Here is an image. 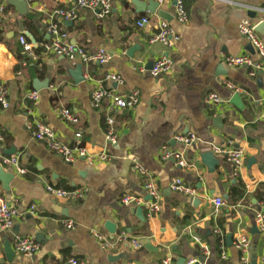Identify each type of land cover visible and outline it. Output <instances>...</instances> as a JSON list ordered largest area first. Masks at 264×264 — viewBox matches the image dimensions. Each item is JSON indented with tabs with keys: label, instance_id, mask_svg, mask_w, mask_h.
<instances>
[{
	"label": "crops",
	"instance_id": "0c3cea01",
	"mask_svg": "<svg viewBox=\"0 0 264 264\" xmlns=\"http://www.w3.org/2000/svg\"><path fill=\"white\" fill-rule=\"evenodd\" d=\"M75 1L23 0L14 5L0 0V89H6L9 98L8 108L0 106V155L17 156L28 170L20 175L0 159L3 172L13 175L9 190L0 180L2 193L9 202L18 200L13 228L0 225V264H66L72 258L85 264H163L169 255L173 264H187L191 258L198 264H241L234 245L240 234L251 240V258L257 245L258 261L264 260V233L253 232L264 204V69L252 75V67L229 68L224 62L227 56L245 54L255 63L261 61L239 25L263 21L264 0H182L188 6L186 22L177 18V0H155L159 3L155 13L138 11L134 0H112V11L103 18L89 9L80 10L76 20L52 16L55 9H70ZM142 17L149 22L138 27ZM163 20L180 36L172 48L150 42ZM53 22L67 34L65 42L90 54L102 50L109 62L85 64L80 58L45 54L43 44L53 39L49 31ZM258 34L264 41V32ZM21 37L33 45L38 60L24 50ZM136 45L139 49L128 55ZM161 57H169L172 68L153 76L151 65ZM80 64L85 79L78 82L71 71ZM107 72L123 76L124 84L105 81ZM35 80L47 81L48 86L36 90ZM225 80L242 88L238 94L243 108L231 103L236 92ZM100 85L117 94L138 90L141 100L131 109L116 108L108 100L94 107L92 93ZM32 91L39 92L37 101L28 98ZM210 93H217L221 103H207ZM62 108L71 109L79 123L64 121L59 114ZM110 117L115 121L114 140L108 138ZM36 120L50 125L64 142L85 148L89 156L106 151L110 159L65 162L46 142L34 138L28 125ZM191 133L198 140L188 147L176 140ZM230 143L245 152L239 174L231 162L215 154L219 163L211 171L202 154L214 145ZM164 146L183 151L190 166L181 167L175 158L162 159ZM12 148L16 153L6 154ZM129 159L132 163L125 171ZM177 178L197 190L198 205L172 188ZM149 180L161 195V210L152 216L144 207L122 203L125 194L147 200ZM47 185L84 189L85 195L78 200L57 198L47 192ZM216 197L225 200L219 210L213 201ZM134 208L143 209L145 222ZM63 220H72L75 227H65ZM108 221L116 225L114 234L106 228ZM93 230L103 234L109 245L98 240ZM122 232L129 240L140 239L144 247L117 242ZM15 234L35 239L38 252L32 256L16 252ZM194 236L209 247V253ZM6 242L15 251L12 261L5 253ZM148 242L151 249L146 248Z\"/></svg>",
	"mask_w": 264,
	"mask_h": 264
},
{
	"label": "built area",
	"instance_id": "2783aa9c",
	"mask_svg": "<svg viewBox=\"0 0 264 264\" xmlns=\"http://www.w3.org/2000/svg\"><path fill=\"white\" fill-rule=\"evenodd\" d=\"M112 8V0H76L72 8L55 9L52 12V16L63 20H76L79 17L80 10L89 9L95 12L98 11L97 16L103 18L111 13ZM176 10L177 18L181 22L188 21L189 15L182 0H177ZM148 22V17H142L137 21L136 24L138 27H144ZM262 22H264V20ZM259 23L261 22L255 24L248 20L243 21L239 25V30L241 34L248 40V42H250L257 49L261 57V61L255 63L253 58L248 54L238 56H227L224 58V62L229 68L252 67L255 69V71L251 72L252 75H255L256 71L264 69V41L260 38L258 32L256 31V27ZM49 31L53 35V39L50 42L43 44V51L45 54L63 56L70 60L80 58L85 64L98 62L102 65H105L110 60V57L102 50L95 54H90L83 47L65 42L67 34L61 31L58 23L56 22H53L50 25ZM179 40L180 36L171 27L170 23L163 20L160 22L158 32L154 36H152L150 42L161 43L168 48H172ZM21 43L26 52H28L35 60L39 59V56L34 52L33 45L29 43L25 37H21ZM172 65L173 62L169 57H161L154 62L150 73L153 76L165 74L171 70ZM105 81H111L120 85L124 84L125 82L123 76L114 72H107L105 76ZM225 84L233 92H243L242 88L236 86L230 81L225 80ZM39 97L40 95L38 91H32L28 94V98L33 101H37ZM105 100L110 101L111 105L116 108L131 109L139 104L141 96L138 90H134L131 93L127 94H117L113 90L108 89L103 85H100L92 93V105L94 107H100ZM261 101L264 102V98ZM206 102L209 104H218L221 103V98L217 93H210L206 97ZM0 106L2 108L9 107L8 92L4 88L0 89ZM59 114L64 121L70 124L79 123V118L69 108H62L59 111ZM107 122L109 126H111V131L109 132L108 138L114 140V131L112 130V127L114 126L115 121L113 118L110 117L107 119ZM28 128L29 130H31L36 140L46 142L48 148L51 151L59 154L67 163H74L81 158H88L91 161L97 159L103 162L108 161L110 159V156L106 151H103L97 154L96 156H89L86 152V149L82 146L70 145L64 142L57 136L56 132L50 125L44 123L41 120H36L33 123H30L28 125ZM1 139L2 138H0V140ZM176 140L181 143L184 147H188L195 143L198 140V137L195 134L191 133L177 136ZM212 152L215 155L222 156L226 158L229 162H231L235 168V173L237 175L239 174L244 164L245 157V152L242 148L235 147L232 145V143L228 145H214L212 147ZM161 158H175L178 160V164L181 167L190 166L189 162L184 156L183 151L175 150L169 146H164L161 149ZM0 159L4 165L12 167L20 175H25L28 172V170L20 164L19 158L17 156H7L2 154L0 155ZM134 161L136 168L139 169L141 174L146 175V171L140 166L138 160L134 159ZM145 188L151 199L146 200L144 197L132 194H125L122 197V203L127 206L144 207L147 210L148 215L152 216L161 210V195L158 190V187L156 186L153 180H149L146 183ZM172 188L175 191L182 192L190 196L191 198L197 196V190L185 184L180 178L174 180ZM46 189L49 194L57 198H72L78 200L83 198L85 195L84 189L64 190L61 188L54 187L52 185H47ZM213 201L217 210H219L225 205V200L222 197H216ZM17 206L18 200H13L12 202L7 201L0 187V225L3 229L11 230L13 228L15 218L18 216ZM30 209L33 212L36 209V206L33 205ZM62 224L69 229L75 227V223L72 220H63ZM256 224L259 231L261 233H264V204L262 205L261 210H259L256 214ZM92 232L98 240L103 242L105 246L109 245V240L103 234L94 230ZM128 237L129 236L127 235V233L122 232L118 236L117 242L130 241L133 247L136 249H141L144 247V242H142L140 239L132 238L129 240ZM194 239L198 244H200L204 252H210L209 247L205 243H203L199 237L194 236ZM234 245L241 254V264H252L251 240L246 235L240 234L234 242ZM13 248L16 252L20 254H23L25 256H32L38 252L40 245L35 241V239L29 236L15 234L13 240ZM223 257H227L225 252H223ZM66 264L85 263L83 261H79L75 258H72ZM163 264H173L172 256H167L163 260ZM187 264H198V261L195 258H191L187 261ZM257 264H264V260L257 261Z\"/></svg>",
	"mask_w": 264,
	"mask_h": 264
},
{
	"label": "water",
	"instance_id": "95a60500",
	"mask_svg": "<svg viewBox=\"0 0 264 264\" xmlns=\"http://www.w3.org/2000/svg\"><path fill=\"white\" fill-rule=\"evenodd\" d=\"M9 2H12L14 5H18L19 2H23V0H9ZM133 2L136 5L138 11H141V12L149 11L151 13H155L159 9V3L155 0H148V2H141L139 0H134ZM175 3H177V2H175ZM252 15H254V14L252 13ZM256 31L259 33L264 32V22H261L257 25ZM137 49H139V46H137V45L133 46L132 48L129 49L128 55H132L133 52ZM151 67H152V65H151ZM221 71H222V69H221ZM71 73L74 76L76 81H78V82L84 81V79H85L84 78V70H83V66L81 64L78 65L76 69L72 70ZM47 86H48L47 81L41 82L39 80H35L34 88L36 90H40V89L47 87ZM231 103L236 104L240 108H243L242 98H241L240 94H238V93H235L232 96ZM14 153H16V152H15V149H13V148L6 152V154H8V155H12ZM201 158H202L203 162L209 167V169L211 171H213L215 169V166L219 163L218 159L215 157V155L212 151L204 152L202 154ZM131 163H132V161L130 159L126 161L125 171H127V169H129ZM12 179H13V175L4 173L3 169L0 167V180L3 182V186L5 189L9 190V183L11 182ZM225 197L228 198L227 195ZM149 199H151L150 196L148 197L147 200H149ZM200 202H201V199L198 198L197 196L193 198V205L194 206L198 205ZM132 211L137 214V216H138V218H140V220L145 222L146 219H145L144 211L142 208H134V210H132ZM106 228L108 229V231L110 233H113V234L116 231V225L110 221L106 222ZM253 232L254 233L259 232V230L257 229L256 226L254 227ZM232 241H233V237L231 234H229L227 236L228 245H231ZM146 248L147 249L152 248L151 242L147 243ZM4 249H5V253H6L8 260L12 261L13 257L15 256V251L13 250V248L9 242L5 243ZM256 250H257V245H255V247H254V252L252 255V264H257V261H258V253ZM184 261H185V259L182 258L181 263H183Z\"/></svg>",
	"mask_w": 264,
	"mask_h": 264
},
{
	"label": "trees",
	"instance_id": "16d2710c",
	"mask_svg": "<svg viewBox=\"0 0 264 264\" xmlns=\"http://www.w3.org/2000/svg\"><path fill=\"white\" fill-rule=\"evenodd\" d=\"M187 7H188V6H187V4H186V5H185V8L187 9Z\"/></svg>",
	"mask_w": 264,
	"mask_h": 264
}]
</instances>
